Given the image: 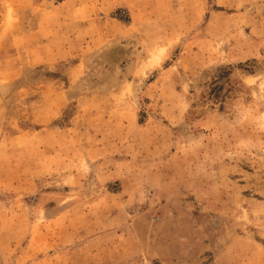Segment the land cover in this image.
I'll return each instance as SVG.
<instances>
[{
	"label": "rangeland",
	"instance_id": "rangeland-1",
	"mask_svg": "<svg viewBox=\"0 0 264 264\" xmlns=\"http://www.w3.org/2000/svg\"><path fill=\"white\" fill-rule=\"evenodd\" d=\"M0 264H264V0H0Z\"/></svg>",
	"mask_w": 264,
	"mask_h": 264
}]
</instances>
